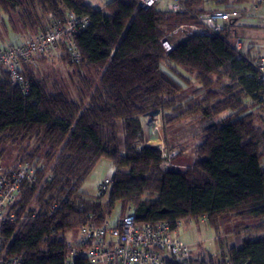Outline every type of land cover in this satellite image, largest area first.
I'll return each instance as SVG.
<instances>
[{
  "label": "trees",
  "instance_id": "16d2710c",
  "mask_svg": "<svg viewBox=\"0 0 264 264\" xmlns=\"http://www.w3.org/2000/svg\"><path fill=\"white\" fill-rule=\"evenodd\" d=\"M246 1H188L187 7L203 14ZM66 11L90 20L74 39L79 65L62 51L58 59L70 71L51 82L24 65L27 96L0 67V159L14 149L16 164L5 170L25 162L37 167L34 181L23 182L6 209L14 219L0 224V258L64 264L67 235L87 222L101 225L117 206L119 218L131 213L139 223L167 221L172 229L180 220H203L216 233L232 226L236 243L226 254L191 264H264V147L256 116L244 106L260 90L253 46L239 61L211 38L176 36L165 54L160 40L189 18L143 10L133 0H109L102 10L87 0H0V29L40 35L49 14L61 19ZM237 30L229 32L231 41ZM155 112L167 149H183L174 160L192 149L191 165L162 172L159 151L134 147L141 119ZM190 118L201 122L194 145L173 137ZM103 159L114 168L111 187L89 198L81 185Z\"/></svg>",
  "mask_w": 264,
  "mask_h": 264
},
{
  "label": "built area",
  "instance_id": "2783aa9c",
  "mask_svg": "<svg viewBox=\"0 0 264 264\" xmlns=\"http://www.w3.org/2000/svg\"><path fill=\"white\" fill-rule=\"evenodd\" d=\"M143 10L153 9L158 12L183 13L189 18L188 24L176 25L161 40L160 44L165 54L172 50V38L179 36L185 39L196 36L211 38L228 49L241 61L243 41L239 30L230 40L229 32L240 28V19L246 12L259 14L258 23L253 26L264 32V0H251L246 12L238 6L218 8L216 10L196 14L187 7L188 1L208 4L212 0H133ZM238 7V8H234ZM102 10L101 8H96ZM50 27L40 35L28 39L24 44L6 45L0 48V67L6 72L12 85L18 88L23 96L29 93V83L22 74L24 65L35 63L38 58H51L61 48L69 64L77 66L82 57L75 43V36L90 25L88 17L78 16L73 11H66L61 19L48 15ZM230 44H234L233 47ZM260 85L259 91L251 93L249 100L255 106L264 107V45L257 52L253 63ZM250 78V75H247ZM142 138L134 145L136 149L154 146L160 153L159 168L162 172L176 167L173 160L179 157L183 149L168 150L161 134V115L158 112L149 114L141 119ZM36 165L22 163L13 169L5 170L0 167V224L5 220H13V214L7 215L6 209L12 206L19 194L23 182L32 183L35 179ZM112 184L106 177L98 186L97 193L105 195ZM109 219V218H108ZM106 219L101 225L95 226L87 222L78 229L76 241H66L67 254L64 264H75L83 259L89 264H167L172 261L177 264H191L196 260L189 246L183 244L177 235V228L185 225L187 220L175 223L172 229L167 221L154 225L139 223L133 214L115 219L113 224ZM192 222V221H189ZM1 239V234H0ZM0 264H22L20 258L3 260Z\"/></svg>",
  "mask_w": 264,
  "mask_h": 264
},
{
  "label": "rangeland",
  "instance_id": "374dc122",
  "mask_svg": "<svg viewBox=\"0 0 264 264\" xmlns=\"http://www.w3.org/2000/svg\"><path fill=\"white\" fill-rule=\"evenodd\" d=\"M106 1L109 0H87V2L93 5L95 8H103V5ZM238 8V7H234ZM241 10H244V7H239ZM249 12L246 13L243 17H248ZM2 15H0L1 19ZM49 16H47V20L49 22ZM242 23L249 25L246 21H242ZM255 23V22H254ZM51 23H49L50 27ZM244 29V30H243ZM255 29V28H254ZM253 28L250 26L242 27L239 29L241 39L243 43L246 45L243 46L242 53L249 48V44L254 39L256 35L254 33L263 34L261 31H253ZM2 35H0V48L6 45H21L24 44L28 39L34 37V35H27L22 33L19 29L17 34H5L2 29H0ZM232 47L234 44H230ZM258 48V47H256ZM253 47L250 51V55L257 54V49ZM63 49L61 48L51 58H48L47 61L38 62L31 64L29 67L39 68L42 74L50 79V82L57 81L59 78L64 76L66 71H70V67H67L60 63L59 57L63 54ZM243 71H240V77L243 76ZM247 104L245 113L253 112L256 116V125L261 129V141L264 147V108L260 106H254L252 102L248 99L246 101ZM252 105L254 107H252ZM237 114V113H236ZM201 122L195 118L187 119L181 122L174 132V138L176 140H183L185 144L189 143L190 145L196 144L195 136L198 134L200 130ZM162 131V130H161ZM162 134V132H161ZM17 153L14 149H5V153L0 159V167L3 169L10 168L16 164ZM194 153L192 149H187L185 153L181 155L180 158L174 160V164H180L184 167H187L193 163ZM113 166L107 160H101L90 176L82 183L80 191L86 194L89 198H94L97 196V188L103 182L106 177H111L113 173ZM106 201V198L103 200ZM117 206L115 207L111 216H109L108 223L111 225L115 221V219L120 216L117 215ZM188 222V221H187ZM178 229L179 240L190 247L191 253L195 256L196 259H199L202 255H210L211 257L217 258L220 257L221 254H226L228 248L236 243L235 235L232 230V226L224 227L216 233L212 228H210L205 222L199 220L198 222H188L186 226H181ZM78 238V232L74 231L67 235L68 241H76Z\"/></svg>",
  "mask_w": 264,
  "mask_h": 264
},
{
  "label": "crops",
  "instance_id": "0c3cea01",
  "mask_svg": "<svg viewBox=\"0 0 264 264\" xmlns=\"http://www.w3.org/2000/svg\"><path fill=\"white\" fill-rule=\"evenodd\" d=\"M251 2V0H247L245 3H243L242 5H237L238 7H241V6H243L244 7V12H246V10H247V6H248V4ZM247 13V12H246ZM246 13L245 14H243L242 15V17H241V19L239 20L240 22V30H241V28L242 27H248V26H250L251 28H253L254 29V27L253 26H255L256 25V23H258L259 22V20H260V18H261V16L259 15V14H249V16L248 17H243V16H245L246 15ZM246 21V23H249V25H246V24H244V23H242V21ZM255 22V23H254ZM244 30V29H243ZM253 31H256V29H254ZM258 31V30H257ZM254 35H256L255 37H254V39L251 41L252 43H250L249 44V46H253V47H258V48H256L257 49V51H261V49H262V47H263V45H264V32H263V34H259V33H254ZM244 45H246L245 43H243V46ZM203 221V220H202ZM189 222V221H188ZM188 222H186V223H188ZM204 222V221H203ZM186 223H185V225H184V227L186 226ZM176 232H177V235L179 236V233H178V229L176 230ZM179 239V238H178Z\"/></svg>",
  "mask_w": 264,
  "mask_h": 264
},
{
  "label": "water",
  "instance_id": "95a60500",
  "mask_svg": "<svg viewBox=\"0 0 264 264\" xmlns=\"http://www.w3.org/2000/svg\"><path fill=\"white\" fill-rule=\"evenodd\" d=\"M153 150H156V148L154 146L151 147Z\"/></svg>",
  "mask_w": 264,
  "mask_h": 264
}]
</instances>
